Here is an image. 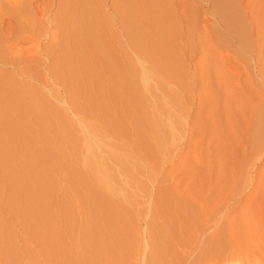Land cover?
<instances>
[{
  "label": "rangeland",
  "instance_id": "1",
  "mask_svg": "<svg viewBox=\"0 0 264 264\" xmlns=\"http://www.w3.org/2000/svg\"><path fill=\"white\" fill-rule=\"evenodd\" d=\"M32 1L22 0L24 6L22 4L23 12L20 20L16 17L17 21L11 20V23L5 26L6 28L4 26L0 28V38H2L0 41V84H3V86L0 85V106L2 107H0V129L3 131L0 130V264H56L55 259L52 260V258L57 257L56 252L60 248L56 245L59 235L57 229L54 231L56 233H52L51 229L57 223L61 224V221L66 222V227L72 225L71 228L68 227V233L72 238L70 240H75L72 244L75 243L73 247L76 256L71 259L72 256L63 255V258L60 257V264H65L64 258L66 264H71V262L72 264L73 262L74 264L85 262L86 264H91V262L100 264L99 262L104 259L103 264L106 262L107 264H264V0H173V4H180L177 6L178 9L175 8V4L168 3L171 0L168 2L165 0L169 5L175 6L173 9L170 8L172 11L164 0H159L162 3L165 2L164 5L167 6H163V9L165 7L163 11L158 9L161 6L157 5L156 11H153L156 12V17L151 14L153 12L149 11L150 16L149 12L136 7L139 5L131 3L136 1L128 0V4L127 0H119V8L124 9L131 5L129 10H138L136 12L131 10L132 13L123 11L124 17H122V13L115 14L110 9L111 4L109 6V3L111 2L109 1L111 0H100L103 3V14L109 15L112 12L107 16L108 24H110L106 26L104 24L103 31L107 32L110 28L115 31L116 34H113L117 39L114 40L119 42V46L113 45L114 40L111 39L114 36L110 37V35H107L106 40L103 39L108 41L104 44L109 47L105 48L106 46L102 44L103 47L99 45L101 47L99 49L97 46L95 50L99 49V56H104L101 57L103 63L106 61L105 66L104 64L102 66V63L100 68L97 66L98 71L93 66L94 64L99 65L97 63L99 56L98 53L95 54L96 51L90 54L87 48L84 50L82 47H77L76 51V47L73 46V49L67 52L58 47L59 51H56V48L50 55L46 42L48 43L50 30L54 28L51 29L52 26L49 24L48 26L47 22L44 26L37 20V6L42 0ZM57 1L55 0L49 7L56 16L59 14H56L60 9L58 6L62 4L58 3L63 2L58 1L57 3ZM147 1L149 0L145 2ZM156 1L149 2L155 4ZM114 2L118 4V0ZM54 14L48 13L49 17L51 15L54 17ZM177 14L180 15L177 16ZM116 15L125 20L118 21L120 17ZM163 15L170 20H160V17L163 19ZM56 16L55 18L58 19ZM142 16H147V20ZM174 17L178 18L175 22ZM156 19L157 22H162L160 24L163 28L154 21ZM190 19L193 23L195 22V25L190 24ZM170 21L175 24L171 22L172 25H170ZM148 24L150 27L153 24L154 27L149 28ZM132 25L134 28H131ZM202 29L208 33L206 34L205 31H203L205 35L199 33ZM39 31H42V34ZM93 38L96 42V36ZM99 38L102 42V38ZM206 38L209 39L206 40ZM128 39L135 45L130 44ZM4 40L7 42L5 43ZM206 41L210 43L209 46ZM35 42L38 47L34 44ZM129 44L133 46L130 47ZM35 47L39 50L34 49ZM40 47L44 48V52ZM33 50L40 52L43 58L48 57L50 61L47 62L45 59L46 64L40 63L42 58L38 57L39 54H35ZM86 50L89 55L85 53V56H90L89 59L93 57L90 59L91 62L86 60L87 56L83 57ZM45 51L48 52L45 53ZM123 52L129 56L128 59L121 57ZM31 55H34L36 59L34 60ZM36 55L40 59L38 60L40 65L37 63ZM69 55H72V58ZM52 56L55 57V62ZM75 57H78L80 62L86 61L82 63L87 66H82L83 64L75 61ZM93 61H95L94 64ZM100 71H104L105 74L109 71L110 78ZM99 72L106 78L99 79ZM63 77L65 81L61 82ZM66 92L69 94L71 92V94ZM9 94L14 96L13 99L9 97ZM17 98L19 101H16ZM75 154L80 158H77ZM82 169L86 171L83 172ZM90 175H93V179ZM94 179H96V187L102 185L104 190L106 188L107 196L113 197L117 204L107 199L104 200L108 201L110 206L117 205L116 207L122 213L118 209L117 214L111 211L107 202L104 203L101 200L103 196L99 195V190L97 191L94 185L90 188V182ZM60 182H63L62 185ZM78 184L89 192L85 193L91 199L93 198L92 201L90 199V210L87 211L90 221L92 218L89 212L95 213L93 208L99 206V203L103 208L108 207L104 208V212L110 210L109 212L115 213L112 215L109 212V215L107 212L104 213L107 218L105 215L106 219L102 218L106 225L107 219L109 223L112 217L113 222L116 216L119 218L120 223L116 221L117 218L114 227L110 221L109 229L103 223L100 225L103 226V233L105 229L104 234L105 236L107 234L109 239L103 238V241L99 239L97 244L100 243L97 245L92 242L94 238L88 237L87 241L90 242L93 239L91 242L97 248L103 242L101 246L103 248H99L104 254L100 252L101 250H96L94 244L96 249L93 248L92 243H90L91 247L96 252L93 249L89 250L85 240L87 239L86 233L82 232L84 224L80 218L87 215L85 212L88 205L85 206V211L81 205H78L81 210L76 207L75 211L72 205L70 206L74 201L77 202L73 198L79 192L76 191ZM60 185L62 187H59ZM33 198L35 201L32 200ZM94 200L103 203L96 201V205ZM119 206L122 207H120L121 210ZM116 207H111V209L116 210ZM77 210L78 214L75 213ZM82 210L86 215H82ZM57 211H59L58 214ZM80 211L81 214L78 217ZM56 214L60 216L57 217ZM61 214L62 216L67 214L65 219L63 217L66 221L61 219ZM85 218L88 219L87 216ZM42 222L45 228L41 227ZM115 225L121 228V232ZM44 229L51 233L47 235L48 238ZM40 231L47 238H44L47 243L40 237L42 236ZM106 232H111L112 235L113 232L118 234L120 232L122 235L119 234L120 236L117 237L118 234H114L115 238L114 235L111 237L112 235ZM122 237L125 241L121 239ZM113 239L118 241L117 245L115 244L117 241ZM105 241L112 246L115 242L116 247H113L116 252H114L117 253V248L119 250L117 255L112 254L113 251L111 254L119 262L106 261L110 259L105 254V252L108 254L107 247H110V251L112 249L111 245L107 246ZM118 245L120 248L117 247ZM87 250L90 253L93 252L90 254ZM85 256L88 260L84 258ZM100 256L105 258H100Z\"/></svg>",
  "mask_w": 264,
  "mask_h": 264
},
{
  "label": "bare ground",
  "instance_id": "2",
  "mask_svg": "<svg viewBox=\"0 0 264 264\" xmlns=\"http://www.w3.org/2000/svg\"><path fill=\"white\" fill-rule=\"evenodd\" d=\"M25 1H27V0H25ZM32 0H30V2H31ZM33 1H37V0H33ZM32 1V2H33ZM41 1V0H40ZM55 0H42L41 1V3H40V5H38L37 6V9H38V14H36L37 16V20L38 21H40V24H44V26H46V22H47V25L49 24V25H51L52 27H51V29L52 28H54L53 30H50V32H49V35H48V43L46 42V47L49 49L48 51H49V53H51L52 51H55L54 49H56V51H59V48L58 47H60V49H62V50H67V52H68V50H71V49H73V46H74V48L76 49V51H77V47H82L84 50H85V48H87L88 49V51H89V53L91 52L92 53V51H93V53L96 51L95 49L97 48V46H101L102 44H106L108 41H104L103 39L105 38V40L107 39L106 37H107V35H110V37L112 36H114V38L113 39H111V40H114V39H117V38H115V31H112V29L110 28V30H108L107 32H104L103 30H104V28H105V26H106V24L107 25H109L108 24V21H107V19H108V17L107 16H109L107 13H104L103 14V8H102V4L103 3H101V1L100 0H58V1H63V2H59L58 3V1H57V3L58 4H60V3H62V4H60V6H58V9H59V7H60V9H59V11L58 12H56V14L57 13H59V14H57V16L54 14L55 12H53L52 13V11H51V9L49 8V7H51L52 5H53V2H54ZM115 0H111V1H109V2H111V3H109V6H110V4H111V7H110V9L115 13V14H121L123 11L126 13H129V12H131V10L132 9H130L129 10V8L130 7H132L131 5L130 6H126L127 8H119L118 6H119V0H118V4H116L117 3V1H116V3L114 2ZM122 1V0H121ZM120 1V4L122 3ZM132 1H136V2H131V3H133L134 5L136 4V5H139V6H136V7H140L141 8V10H143V11H146V12H153V11H156V7H157V5H158V7L159 6H161V7H159L158 9H162L163 11H164V9H165V7L167 6V5H169L168 3H172V1L173 0H171V1H169V0H164L166 3H167V5H164V3L165 2H163L162 3V1L160 2L159 0H157L156 1V6H154L155 4H154V2L151 4L149 1H152V0H149V1H147V3L145 2H143V0H132ZM124 2V1H123ZM126 2H128V0L126 1ZM150 4H149V3ZM24 2H22V0H0V28H2L3 26L5 27V26H7V25H9L10 23H11V20H14V21H17V20H15L16 19V17H18V19L20 20V16H22V12H23V7H22V4H23ZM38 3V2H37ZM159 3H160V5H159ZM179 3V2H178ZM56 4V3H55ZM107 4V3H106ZM123 4V3H122ZM121 4V5H122ZM125 4H127V3H125ZM124 4V5H125ZM128 4H129V2H128ZM132 4V5H133ZM173 4V3H172ZM175 5H176V3H174ZM173 4V5H174ZM27 5V4H26ZM31 5V4H30ZM41 5H43L42 7H41ZM105 5V4H104ZM120 5V6H121ZM123 5V6H124ZM180 5V4H179ZM178 4L176 5V7L175 6H171V5H169L170 7H169V9L172 7V9H173V7H175L176 9H178L177 8V6H179ZM244 5V4H243ZM23 6H24V4H23ZM40 6V7H39ZM44 6H47L46 8L44 7ZM163 6H165L164 7V9H163ZM26 7V6H25ZM29 7V6H28ZM33 7V6H32ZM35 7V6H34ZM54 7H55V5H54ZM133 7H135V6H133ZM144 8V9H143ZM174 8V9H175ZM194 8V7H193ZM127 9V10H126ZM172 9H170L171 11H172ZM175 9V10H176ZM30 10V9H29ZM32 10V9H31ZM166 10H168L167 8H166ZM24 11H25V9H24ZM56 11V10H55ZM134 10H132V12H133ZM136 11H138V10H136ZM136 11H134V12H136ZM161 11V10H160ZM28 12V11H27ZM34 12H35V10H34ZM36 12H37V10H36ZM49 12H51V14H54V17H52V15H51V17H49V15H48V13ZM110 12V11H109ZM108 12V13H109ZM131 12V13H132ZM150 12H149V15L151 16V14H153V15H155V13L153 12V13H151L150 14ZM170 12V11H169ZM178 12V11H177ZM195 12V11H194ZM33 13V12H32ZM160 13V12H159ZM165 13H167V12H165ZM174 13V12H173ZM178 13H180V12H178ZM31 14V13H30ZM119 14V15H120ZM124 13H122L121 15H123ZM170 14V13H169ZM168 14V15H169ZM190 14V13H189ZM28 15V14H27ZM128 15V14H127ZM140 15H142V14H140ZM147 15V14H146ZM167 15V16H168ZM175 15V14H174ZM180 15V14H179ZM178 14H177V16H179ZM181 15H182V13H181ZM229 15V14H228ZM55 16L56 17H58V19L57 18H55ZM113 16V15H112ZM118 18L120 17V19L118 20V21H121L122 22V20H125V19H121V16H118V15H116ZM125 16H126V14H125ZM129 16H130V14H129ZM160 16V15H159ZM170 16V15H169ZM171 16H172V14H171ZM176 16V15H175ZM227 16V15H226ZM27 17V16H26ZM26 17H25V19H26ZM29 17V16H28ZM122 17H124V15L122 16ZM131 17H133V16H131ZM147 17V16H146ZM145 16H142V18H145L146 20H147V18H146ZM155 17H156V15H155ZM193 17V16H192ZM55 18V19H54ZM102 18V19H101ZM135 18H136V16H135ZM134 18V19H135ZM154 18V17H153ZM190 18H191V16H190ZM195 18V17H194ZM57 19V20H56ZM109 19H110V17H109ZM130 19V18H129ZM128 19V20H129ZM160 20H164V21H167V20H170V18H167L166 16H164L163 15V19L160 17L159 18ZM171 19L173 20V17H171ZM176 19H178L177 17L175 18L174 17V22L176 21ZM228 19V18H227ZM30 20V19H29ZM32 20V19H31ZM56 20V21H55ZM143 20V19H142ZM145 20V21H146ZM191 20V19H190ZM126 21H127V19H126ZM134 21H136V20H134ZM155 22H157V19L156 20H154ZM159 21V20H158ZM195 21V20H194ZM21 22V21H20ZM27 22H29V21H27ZM129 23H130V21H128ZM148 22V21H147ZM153 22V21H152ZM172 21H170V23H171ZM174 22H172L173 24H175ZM180 22V21H179ZM191 22V23H190ZM189 23L190 24H194L193 22H192V20L190 21ZM16 24H17V22H15ZM19 23V22H18ZM26 23V22H25ZM30 23V22H29ZM28 23V24H29ZM119 23V22H118ZM117 23V24H118ZM135 24L136 23H139V22H134ZM145 23V22H144ZM148 23H151V22H148ZM154 23V22H153ZM157 23H162V22H157ZM167 23V22H166ZM172 23L170 24V25H172ZM178 23V22H177ZM187 23H188V21H187ZM21 24V23H20ZM27 24V25H28ZM105 24V26L103 27V25ZM124 23H122V25H123ZM135 24H133V25H135ZM141 24H143V23H141ZM154 24H156V23H154ZM189 24V25H190ZM34 25V24H33ZM36 25V24H35ZM48 25V26H49ZM121 25V26H122ZM133 25H132V27L131 28H134L133 27ZM153 25V24H152ZM151 25V27L153 28L154 27V25L152 26ZM156 25H158V24H156ZM160 25H162V24H160ZM159 25V26H160ZM166 25V24H165ZM165 25H164V27H165ZM167 25H169V23L167 24ZM195 25V24H194ZM11 26V25H10ZM28 26H30V25H28ZM41 26H43V25H41ZM43 26V27H44ZM128 26V25H127ZM159 26H156V27H159ZM38 27V26H37ZM101 27H103L102 28V31L100 30L101 29ZM109 27H111V26H109ZM136 27H137V25H136ZM148 27L149 28H151L150 27V25L148 24ZM178 27V26H177ZM6 28V27H5ZM36 28V27H35ZM40 28V27H39ZM38 28V29H39ZM108 28V27H107ZM113 28V27H112ZM128 28V27H127ZM129 28H130V26H129ZM147 28V27H146ZM148 28V29H149ZM160 28H161V26H160ZM162 28H163V25H162ZM168 28V27H167ZM166 28V29H167ZM31 30H32V28H30ZM29 29V30H30ZM42 29V28H41ZM140 29V28H139ZM144 29V28H143ZM230 29V28H229ZM2 30V29H1ZM37 30V29H36ZM99 30L101 31V32H99ZM114 30V29H113ZM131 30V29H130ZM152 30V29H151ZM172 30V29H171ZM177 30V29H176ZM179 30H180V28H179ZM2 31H4V30H2ZM33 31V30H32ZM99 32L98 34H96V33H94V32ZM154 31H156V30H154ZM160 31V30H159ZM170 31V30H169ZM203 31H205V33H206V30H204V29H202V32L200 31L199 33H203L204 35H205V33L203 32ZM208 31V30H207ZM1 32V31H0ZM6 32V31H5ZM12 32V31H11ZM27 32V31H26ZM35 32V31H34ZM40 32V31H39ZM39 32H37V33H39ZM42 32V31H41ZM40 32V33H41ZM120 32V31H119ZM129 32V31H128ZM132 32V31H131ZM147 32V31H146ZM162 32V31H161ZM191 32V31H190ZM3 33V32H2ZM101 33V34H100ZM113 33H115V34H113ZM126 33V32H125ZM142 33V32H141ZM192 33V32H191ZM208 33V32H207ZM206 33V34H207ZM222 33V32H221ZM224 33H227V32H224ZM6 34V33H5ZM10 34V33H9ZM42 34V33H41ZM96 34V35H95ZM157 34V33H156ZM166 34H168V33H166ZM171 34V33H170ZM177 34V33H176ZM202 34V35H203ZM230 34V33H229ZM38 35V34H37ZM135 35V34H134ZM154 35V34H153ZM158 35V34H157ZM190 35V34H189ZM197 35V34H196ZM199 35V34H198ZM3 36H5L4 34H3ZM59 36H60V38H59ZM93 36H96V39H97V41L95 42V40H94V38H93ZM125 36H126V34H125ZM128 36V35H127ZM2 37V36H1ZM47 37V36H46ZM99 37H101L102 38V42H100L101 41V39L99 38ZM171 37V36H170ZM179 37V36H178ZM122 38V37H121ZM126 38H128V37H126ZM129 38H130V36H129ZM1 39L2 38H0V41H1ZM135 39V38H134ZM176 39V38H175ZM205 39V38H204ZM209 39V38H208ZM207 38H206V40H208ZM111 40L109 41V42H111ZM174 40V39H173ZM3 41V40H2ZM5 41V40H4ZM46 41H47V39H46ZM121 41V40H120ZM127 41H129V39L127 40ZM7 41H5V43H6ZM134 42H135V40H134ZM141 42V41H140ZM204 42H205V40H204ZM121 43V42H120ZM129 43H130V41H129ZM206 43H207V41H206ZM205 43V44H206ZM2 44V43H1ZM37 47H38V45H37V43L35 42L34 43ZM39 44V43H38ZM104 44V45H105ZM110 45H111V43H109ZM118 45L119 46V42L118 41H116V40H114L113 41V45ZM130 44H133V45H135L134 43H133V41H131V43ZM129 44V45H130ZM166 44V43H165ZM173 44V43H172ZM204 44V43H203ZM202 44V45H203ZM208 44V43H207ZM206 44V45H207ZM210 44V43H209ZM209 44H208V46H209ZM3 45V44H2ZM34 45V46H35ZM116 45V46H117ZM121 45V44H120ZM132 45V46H133ZM163 45V44H162ZM206 45H204V46H206ZM1 46V45H0ZM42 46H44V45H42ZM98 47L99 49L101 48V47H103V45L101 46V47ZM106 47L105 48H107V47H109V46H107V45H105ZM125 46V45H124ZM131 45H130V47H132ZM37 47H35L34 49H36L37 50ZM139 47V46H138ZM203 47V46H202ZM41 48V47H40ZM44 48H45V46H44ZM44 48H41L42 49V51L44 50ZM46 48V49H47ZM81 48V49H82ZM120 48V47H119ZM126 48V47H125ZM136 48V47H135ZM182 48H184V47H182ZM40 49V50H41ZM79 49V48H78ZM80 49V50H81ZM99 49H98V51H99ZM133 49H134V47H133ZM33 50V52L35 53V54H39L40 52H38L37 53V51L39 50ZM102 50V49H101ZM132 50V49H131ZM135 50V49H134ZM48 51H45V53L46 52H48ZM82 51V50H81ZM87 51V50H86ZM88 51L87 52H84L83 54H84V56L83 57H86L85 56V53H88ZM98 51H96L95 52V54H97L98 53ZM110 51V50H109ZM144 51V50H143ZM152 51V50H151ZM44 52V51H43ZM43 52H42V54H43ZM71 52V51H70ZM101 52V51H100ZM105 52V51H104ZM103 52V53H104ZM159 52V51H158ZM56 53V52H55ZM89 53H88V55H89ZM90 53V54H91ZM149 53V52H148ZM154 53V52H153ZM34 54V55H35ZM94 54V55H95ZM157 54V53H156ZM33 55V56H34ZM45 55V54H44ZM47 55H48V53H47ZM50 55H52V53L50 54ZM78 55V54H77ZM93 55V54H92ZM100 55V53H98V56ZM106 55V54H105ZM139 55V54H138ZM18 56V55H17ZM32 56V55H31ZM32 56V58L35 60L36 58H34ZM40 56V54L38 55V57ZM72 56V55H71ZM70 55H69V57L70 58H72ZM96 56V55H95ZM97 56V57H98ZM103 55H101V57H102ZM21 57V56H20ZM19 57V58H20ZM36 57H37V55H36ZM38 57H37V63H39L38 62V60H40V59H38ZM41 57V56H40ZM45 58H43V57H41L42 59H41V61H40V63H45V59L47 60V62H48V60L49 59H47L48 57H46V56H44ZM50 57V56H49ZM54 56H52V60L55 62V57L53 58ZM69 57H68V59H69ZM78 57H79V55H78ZM78 57L76 58L75 57V61H78L79 63H81V65L83 64L82 62H86V61H82V62H80L79 60H78ZM83 57H82V60H84L83 59ZM88 57V56H87ZM90 57V56H89ZM89 57L86 59V60H89L90 62H91V60L90 59H93V57L92 58H90L89 59ZM96 57V58H97ZM100 56H99V58H98V61H97V63L99 64V65H95L94 64V62L95 61H93V64H91V66L93 65L94 67H96L97 68V71L99 70L98 69V67L100 68L101 66V63H102V66H103V64H104V66H105V62L103 63V58H101ZM104 57V56H103ZM114 57V56H113ZM116 57V56H115ZM122 58H124L125 60L126 59H128L129 58V56L125 53V52H123L122 53V56H121ZM133 57V56H132ZM165 57V56H164ZM28 58H29V56H28ZM31 58V57H30ZM31 58V59H32ZM145 58V57H144ZM163 58V57H162ZM21 59V58H20ZM25 59V58H24ZM24 59H23V61H24ZM31 59H30V61H31ZM32 59V60H33ZM50 59H51V57H50ZM108 59V58H107ZM110 59V58H109ZM115 59V58H114ZM117 59V58H116ZM167 59H169L168 57H167ZM176 59V58H175ZM2 60V59H1ZM13 60V59H12ZM26 60V59H25ZM62 60H63V58H62ZM61 60V61H62ZM105 60V59H104ZM130 60V59H129ZM205 60V59H204ZM6 61V60H5ZM50 61V60H49ZM67 61V60H66ZM74 61V60H73ZM111 61V60H110ZM115 61H117V60H115ZM131 61V60H130ZM153 61V60H152ZM168 61V60H167ZM9 62V61H8ZM32 62V61H31ZM34 62V61H33ZM108 62V61H107ZM122 62V61H121ZM172 62H174V61H172ZM40 63H39V65H40ZM56 63H57V60H56ZM78 63V64H79ZM96 63V64H97ZM109 63V62H108ZM123 63V62H122ZM127 63V62H126ZM154 63V62H153ZM159 63V62H158ZM46 64V63H45ZM52 64H53V62H52ZM64 64V63H63ZM77 64V65H78ZM125 64V63H124ZM128 64V63H127ZM169 64V63H168ZM37 65V64H36ZM44 65V64H43ZM61 65V64H60ZM76 65V64H75ZM80 65V66H81ZM109 65H110V63H109ZM112 65V64H111ZM116 65H117V63H116ZM45 66V65H44ZM79 66V65H78ZM82 66H87V65H85V64H83ZM90 66V65H89ZM98 66V67H97ZM120 66H122V65H120ZM128 66V65H127ZM171 66V65H170ZM46 67V66H45ZM48 67V66H47ZM53 67V66H52ZM57 67V66H56ZM109 67V66H108ZM111 67V66H110ZM114 67V66H113ZM59 68V67H58ZM74 68H75V66H74ZM82 68V67H81ZM85 68V67H84ZM104 68V67H103ZM103 68H101V69H103ZM121 68V67H120ZM129 68V67H128ZM161 69V68H160ZM167 69V68H166ZM87 70V69H86ZM107 70V66H106V69H105V71ZM132 70V69H131ZM139 70V69H138ZM158 70V69H157ZM164 70V69H163ZM169 70V69H168ZM51 71H52V69H51ZM50 71V72H51ZM54 71V70H53ZM102 71V70H101ZM100 71V72H101ZM123 71H124V69H123ZM130 71V70H129ZM135 71V70H134ZM176 71V70H175ZM48 72H49V70H48ZM72 72V74H73V71H71ZM87 72V71H86ZM99 72V73H100ZM104 72V71H103ZM103 72H101V73H103ZM109 71H107L106 72V74H105V72L103 73V74H105L106 76L108 75V77H109V73H108ZM186 72V71H185ZM12 73V72H11ZM75 73V72H74ZM91 73H92V71H91ZM98 73V74H99ZM101 73H100V75H98L99 76V79L101 78V77H104V75L102 76L101 75ZM108 73V74H107ZM119 73H121V72H119ZM161 73H162V71H161ZM166 73V72H165ZM184 73V72H183ZM8 74V73H7ZM51 74V73H50ZM55 74V73H54ZM62 74V73H61ZM77 74H78V72H77ZM83 74V73H82ZM118 74V73H117ZM127 74V73H126ZM158 74V73H157ZM174 74V73H173ZM12 75V74H11ZM57 75V74H56ZM81 75V74H80ZM132 75V74H131ZM166 75V74H165ZM61 76V75H60ZM74 76V75H73ZM94 76V75H93ZM106 76L104 77V79L106 78ZM136 76V75H135ZM183 76H185V75H183ZM1 77V76H0ZM88 77V76H87ZM115 77H117V76H115ZM115 77H114V79H115ZM122 77V76H121ZM123 77H124V74H123ZM128 77V76H127ZM150 77V76H149ZM167 77V76H166ZM3 78V77H2ZM5 78V77H4ZM7 78H8V76H7ZM64 78L65 77H63L62 79H61V82H62V80H64ZM110 78V77H109ZM112 78V77H111ZM118 78V77H117ZM116 78V79H117ZM129 78V77H128ZM185 78H186V76H185ZM15 79V78H14ZM73 79V78H72ZM125 79V78H124ZM171 79V78H170ZM40 80V79H39ZM44 80V79H43ZM59 80V79H58ZM69 80V79H68ZM67 80V81H68ZM97 80V79H96ZM103 80V79H102ZM121 80V79H120ZM134 80V79H133ZM10 81V80H9ZM16 81V80H15ZM65 81V80H64ZM99 81V80H98ZM111 81V80H110ZM131 81V80H130ZM148 81V80H147ZM180 81H181V79H180ZM184 81V80H183ZM4 82V81H3ZM18 82V81H17ZM74 82V81H73ZM82 82V81H81ZM96 82V81H95ZM116 82V81H115ZM114 82V83H115ZM134 82V81H133ZM6 83V82H5ZM78 83V82H77ZM98 83V82H97ZM105 83V82H104ZM130 83V82H129ZM65 84V83H64ZM70 84V83H69ZM100 84H101V82H100ZM110 84V83H109ZM127 84H128V82H127ZM1 85V84H0ZM63 85V84H62ZM78 85V84H77ZM84 86H85V84H83ZM98 85V84H97ZM126 85V84H125ZM1 86H3V84L1 85ZM8 86V85H7ZM14 86V85H13ZM20 86V85H19ZM75 86V85H74ZM184 86V85H183ZM16 87H18V86H16ZM121 87H122V85H121ZM125 87V86H124ZM4 88V87H3ZM22 88V87H21ZM103 88V87H102ZM92 89V88H91ZM116 89V88H115ZM137 89V88H136ZM181 89V88H180ZM4 90V89H3ZM76 90H77V88H76ZM14 91V90H13ZM80 91V90H79ZM117 91V90H116ZM40 92V91H39ZM112 92V91H111ZM38 93V92H37ZM67 94H69V92H66ZM76 93H77V91H76ZM92 93H94V92H92ZM3 94V93H2ZM33 94H34V92H33ZM70 94H71V92H70ZM69 94V95H70ZM73 94V93H72ZM101 94V93H100ZM111 94V93H110ZM121 94V93H120ZM12 95H14V94H12ZM22 95V94H21ZM68 95V96H69ZM17 96V95H16ZM83 96V95H82ZM93 96V95H92ZM91 96V97H92ZM136 96H137V94H136ZM9 97H12V96H10V94H9ZM14 97V96H13ZM13 97H12V99H13ZM23 97V96H22ZM26 97V96H25ZM24 97V98H25ZM33 98V97H32ZM129 98V97H128ZM131 98V97H130ZM8 99V98H7ZM92 99V98H91ZM117 99V98H116ZM5 100V99H4ZM29 100V99H28ZM51 100V99H50ZM49 100V101H50ZM79 100V99H78ZM11 101V100H10ZM9 101V102H10ZM16 101H19V98H17L16 99ZM52 101V100H51ZM70 101V100H69ZM127 101V100H126ZM132 101V100H131ZM134 101V100H133ZM13 102V101H12ZM22 102H24V101H22ZM27 102V101H26ZM59 102V101H58ZM72 102V101H71ZM106 102V101H105ZM118 102V101H117ZM25 103V102H24ZM30 103V102H29ZM64 103V102H63ZM101 103V102H100ZM146 103V102H145ZM54 103H52V105H53ZM72 104V103H71ZM144 104V103H143ZM9 105V104H8ZM24 105V104H23ZM73 105H75V104H73ZM79 105H81L80 103H79ZM10 106V105H9ZM33 106V105H32ZM31 106V107H32ZM55 106V105H54ZM58 106V105H57ZM63 106V105H62ZM76 106V105H75ZM132 106V105H131ZM134 106V105H133ZM145 106H147V105H145ZM1 107V106H0ZM87 107V106H86ZM110 107V106H109ZM125 107V106H124ZM2 108V107H1ZM9 108H11V107H9ZM25 108H27V107H25ZM36 108V107H35ZM56 108V107H55ZM59 108V107H58ZM74 108V107H73ZM137 108V107H136ZM57 109V108H56ZM75 109V108H74ZM121 109V108H120ZM18 110V109H17ZM27 110V109H26ZM45 110H47V109H45ZM62 110V109H61ZM79 110V109H78ZM92 110V109H91ZM145 110V109H144ZM5 111V110H4ZM11 111V110H10ZM94 111V110H93ZM135 111V110H134ZM139 111V110H138ZM33 112V111H32ZM42 112V111H41ZM74 112V111H73ZM99 112V111H98ZM104 112V111H103ZM128 112V111H127ZM34 113V112H33ZM48 113V112H47ZM60 113V112H59ZM82 113V112H81ZM130 113V112H129ZM135 113V112H134ZM141 113V112H140ZM144 113V112H143ZM146 113H147V111H146ZM146 113H144V114H146ZM4 114V113H3ZM49 114H51V113H49ZM95 114V113H94ZM142 114V113H141ZM149 114V113H148ZM10 115V114H9ZM12 115V114H11ZM15 115V114H14ZM21 115V114H20ZM54 115V114H53ZM52 115V116H53ZM63 115V114H62ZM21 116H23V115H21ZM56 116V115H55ZM105 116V115H104ZM129 116V115H128ZM135 116H137V115H135ZM144 116V115H143ZM24 117V116H23ZM26 117V116H25ZM63 117V116H62ZM88 117V116H87ZM96 117V116H95ZM98 117V116H97ZM149 117V116H148ZM12 118V117H11ZM21 118V117H20ZM33 118V117H32ZM150 118V117H149ZM149 118H147V119H149ZM13 119V118H12ZM46 119V118H45ZM53 119V118H52ZM126 119V118H125ZM136 119H138V118H136ZM140 119V118H139ZM8 120V119H7ZM23 120V119H22ZM60 120V119H59ZM135 120V119H134ZM16 121V120H15ZM52 120H50V122H51ZM61 121V120H60ZM65 121H67V120H65ZM148 121V120H147ZM5 122V121H4ZM14 122V121H13ZM32 122V121H31ZM54 122V121H53ZM105 122V121H104ZM109 122V121H108ZM118 122V121H117ZM123 122V121H122ZM141 122V121H140ZM149 122H150V120H149ZM33 123V122H32ZM36 123V122H35ZM55 123V122H54ZM59 123V122H58ZM125 123V122H124ZM152 122H150V124H151ZM5 124H6V122H5ZM62 124V123H61ZM107 124V123H106ZM111 123H109V125H110ZM115 124V123H114ZM148 124V123H147ZM1 125V124H0ZM3 125V124H2ZM7 125V124H6ZM15 125V124H14ZM28 125V124H27ZM30 125V124H29ZM74 125V124H73ZM145 125V124H144ZM143 125V126H144ZM5 126V125H4ZM10 126V125H9ZM8 126V127H9ZM66 126V125H65ZM76 126V125H75ZM74 126V127H75ZM140 126V125H139ZM69 127V126H68ZM146 127H147V125H146ZM2 128V127H1ZM34 128V127H33ZM76 128V127H75ZM9 129V128H8ZM51 129V128H50ZM58 129V128H57ZM67 129V128H66ZM91 129V128H90ZM102 129V128H101ZM107 129V128H106ZM147 129H149V128H147ZM1 130V129H0ZM34 130V129H33ZM47 130V129H46ZM98 130V129H97ZM119 130V129H118ZM144 130V129H143ZM14 131V130H13ZM38 131V130H37ZM1 132H3L2 130H1ZM10 132H12L11 130H10ZM52 132V131H51ZM65 132V131H64ZM63 132V133H64ZM68 132H70V131H68ZM67 132V133H68ZM105 132V131H104ZM5 133V132H4ZM115 133V132H114ZM133 133V132H132ZM8 134H10V133H8ZM58 134H60V133H58ZM71 134V133H70ZM77 134V133H76ZM107 134V133H106ZM141 134V133H140ZM19 135V134H18ZM25 135V134H24ZM42 135V134H41ZM54 135V134H53ZM118 135V134H117ZM162 135V134H161ZM13 136V135H12ZM39 136V135H38ZM80 136V135H79ZM41 137V136H40ZM46 137V136H45ZM49 137V136H48ZM12 138V137H11ZM14 138H15V136H14ZM35 138V137H34ZM59 138V137H58ZM63 138V137H62ZM22 139H24V138H22ZM28 139H29V137H28ZM32 139V138H31ZM36 139V138H35ZM43 139V138H42ZM45 139H47V137L45 138ZM18 140V139H17ZM33 140V139H32ZM31 140V141H32ZM48 140V139H47ZM50 140V139H49ZM65 140V142H66V139H64ZM72 140V139H71ZM74 140V139H73ZM5 141V140H4ZM46 141V140H45ZM55 141V140H54ZM58 141V140H57ZM98 141V140H97ZM147 141V140H146ZM14 142V141H13ZM47 142V141H46ZM72 142V141H71ZM70 142V143H71ZM76 142V141H75ZM89 142V141H88ZM16 143H18L17 141H16ZM20 143H21V141H20ZM32 143V142H31ZM55 143V142H54ZM53 143V144H54ZM22 144H24V143H22ZM57 144V143H56ZM149 144V143H148ZM16 145V144H15ZM26 145V144H25ZM34 145H36V144H34ZM72 145V144H71ZM74 145V144H73ZM20 146V145H19ZM24 146V145H23ZM44 146V145H43ZM50 146V145H49ZM75 146V145H74ZM82 146H84L83 144H82ZM154 146V145H153ZM5 147V146H4ZM21 147V146H20ZM19 147V148H20ZM38 147V146H37ZM36 147V148H37ZM57 147V146H56ZM70 147V146H69ZM26 148H28V147H26ZM43 148V147H42ZM65 148V147H64ZM140 148V147H139ZM138 148V149H139ZM155 148V147H154ZM22 149V148H21ZM29 149V148H28ZM51 149H52V147H51ZM60 149V148H59ZM136 149V148H135ZM14 149H13V147H12V151H13ZM27 150V149H26ZM37 150H39V147H38V149ZM48 150V149H47ZM91 150V149H90ZM29 151V150H28ZM59 151V150H58ZM61 151V150H60ZM77 151V150H76ZM130 151V150H129ZM6 152H7V150H6ZM20 152V151H19ZM19 152H17V153H19ZM33 152H35V151H33ZM54 152V151H53ZM141 152V151H140ZM145 152V151H144ZM153 152V151H152ZM14 153V152H13ZM15 154V153H14ZM35 154V153H34ZM44 154V153H43ZM66 154V153H65ZM70 154V153H69ZM153 154V153H152ZM48 155V154H47ZM50 155H51V153H50ZM59 155V154H58ZM76 155V154H75ZM143 155V154H142ZM4 156H6L5 154H4ZM3 156V157H4ZM30 156V155H29ZM32 156V155H31ZM69 156V155H68ZM77 156V158L79 157L80 158V156H78V155H76ZM99 156V155H98ZM141 156V155H140ZM56 157H57V155H56ZM56 157H54V159L56 158ZM25 158V157H24ZM41 158V157H40ZM48 158V157H47ZM51 158H53V157H51ZM67 158V157H66ZM70 158V157H69ZM77 158H75V160L77 159ZM6 159V158H5ZM14 159V158H13ZM38 159H39V157H38ZM60 159V158H59ZM119 159V158H118ZM22 160V159H21ZM45 159H43V161H44ZM52 160V159H51ZM56 160H57V158H56ZM55 160V161H56ZM78 160V159H77ZM81 160V159H80ZM16 161H18V160H16ZM28 161V160H27ZM27 161H25V162H27ZM118 161V160H117ZM19 162H20V160H19ZM24 162V161H23ZM22 162V163H23ZM29 162V161H28ZM30 162H32V161H30ZM48 162V161H47ZM75 162V161H74ZM77 162V161H76ZM14 163V162H13ZM36 163V162H35ZM34 163V164H35ZM42 163V162H41ZM44 163V162H43ZM38 164V163H37ZM58 164H59V162H58ZM67 164V163H66ZM72 164V163H71ZM19 165V164H18ZM26 165V164H25ZM56 165V164H55ZM74 165V164H73ZM72 165V166H73ZM76 165V164H75ZM32 166V165H31ZM30 167V166H29ZM34 167V166H33ZM32 167V168H33ZM48 167V166H47ZM57 167H58V165H57ZM62 167V166H61ZM63 167H65V166H63ZM77 167V169L78 170H80L79 168H78V166H76ZM24 168V167H23ZM46 168V167H45ZM73 168H74V166H73ZM1 169V168H0ZM5 169V168H4ZM22 169V168H21ZM25 169V168H24ZM35 169H37V168H35ZM52 169V168H51ZM65 169H66V167H65ZM67 169H69V168H67ZM126 169V168H125ZM56 170V169H55ZM62 170V168H60V171ZM71 170V169H70ZM74 170V169H73ZM22 171V170H21ZM69 171V170H68ZM74 171H76V169L74 170ZM81 171H83V169L81 170ZM80 171V172H81ZM84 171H86V170H84ZM83 171V172H84ZM88 171V170H87ZM98 171V170H97ZM16 172H18V171H16ZM16 172H14V173H16ZM36 172V171H35ZM62 172H63V170H62ZM62 172H61V174H62ZM70 172V171H69ZM21 173V172H20ZM32 173V172H31ZM49 173V172H48ZM58 173V172H57ZM86 173V172H85ZM8 174V173H7ZM47 174V173H46ZM72 174V173H71ZM74 174H75V172H74ZM83 174V173H82ZM81 174V175H82ZM87 174V173H86ZM16 175H17V173H16ZM26 175V174H25ZM43 175V174H42ZM48 175V174H47ZM19 176V175H18ZM23 176V175H22ZM28 175H26V177H27ZM44 176V175H43ZM87 176H89L88 174H87ZM87 176L85 175V178H87ZM91 176V178H92V176L93 175H90ZM47 177V176H46ZM50 177V176H49ZM75 177V176H74ZM77 177V176H76ZM104 177V176H103ZM128 177V176H127ZM28 178V177H27ZM34 178V177H33ZM82 178V177H81ZM89 178V177H88ZM8 179H10V178H8ZM38 179V178H37ZM45 179V178H44ZM83 179H84V177H83ZM90 179V178H89ZM93 179V178H92ZM15 180V179H14ZM40 180V179H39ZM51 180V179H50ZM68 180V179H67ZM95 180L96 179H94L93 181H89L90 182V188H91V186L92 185H94L95 187H96V185H95ZM47 181H49V180H47ZM60 181H61V179H60ZM84 181H85V179H84ZM87 181H88V179H87ZM106 181V180H105ZM38 182V181H37ZM46 182V181H45ZM54 182V181H53ZM64 182V181H63ZM62 182V183H63ZM13 183V182H12ZM40 183V182H39ZM47 183V182H46ZM62 183L60 182V184L62 185ZM99 183V182H98ZM42 184V183H41ZM67 184V183H66ZM65 184V185H66ZM84 184V183H83ZM88 184V183H87ZM6 185H8V183L6 184ZM12 185V184H11ZM18 185V184H17ZM20 185V184H19ZM18 185V186H19ZM38 185V184H37ZM59 186V187H62V186ZM85 185V184H84ZM106 185V184H105ZM104 185V186H105ZM4 186V185H3ZM26 186V185H25ZM48 186V185H47ZM57 186H58V184H57ZM70 186V185H69ZM102 186V185H101ZM96 187V189H97V191H98V193H99V195H102L103 196V198L102 197H100V199L101 200H103L104 201V203L105 202H107V204L109 203V202H112V203H116V200L113 198V197H110V196H107V194H106V188H105V190L102 188V187ZM136 186V185H135ZM10 187V186H9ZM14 187V186H13ZM77 187V188H76ZM75 188H76V191H79L78 193H76L73 197V199L74 200H77V202H73L72 204H70V200H69V204H70V206L71 207H73L72 209H73V211H75V208L77 207V209L78 210H81V208L79 209V206L81 205V207H83V209H84V211H85V206L86 205H88L87 207H86V214H87V211H89L90 210V206H89V202H90V196H88L86 193L88 192V191H86L85 190V188L84 187H82V185H81V187H80V184H78L77 186H76ZM11 188V187H10ZM25 188V187H24ZM67 188V187H66ZM71 188V187H70ZM87 188V187H86ZM92 188H93V186H92ZM61 189V188H60ZM78 189V190H77ZM18 190V189H17ZM23 190V189H22ZM62 190V189H61ZM73 190V189H72ZM112 190V189H111ZM21 191V190H20ZM24 191V190H23ZM96 191V190H95ZM97 191H96V193H97ZM114 191V190H113ZM30 192V191H29ZM58 192V191H57ZM86 192V193H85ZM107 192H108V190H107ZM112 192V191H111ZM55 193V192H54ZM61 193V192H60ZM89 193V192H88ZM44 194V193H43ZM109 194V193H108ZM6 196V195H5ZM8 196V195H7ZM28 196V195H27ZM97 196V195H96ZM59 197H61V196H59ZM66 197V196H65ZM93 197V196H92ZM69 198H71V197H69ZM113 198V199H112ZM27 199V198H26ZM39 199V198H38ZM93 199V198H92ZM92 199H91V201H92ZM94 199H95V197H94ZM104 199H107V200H109V202L108 201H105ZM118 199V198H117ZM123 199V198H122ZM32 200H34V198L32 199ZM98 200V199H97ZM96 200V201H97ZM19 201V200H18ZM28 201V200H27ZM31 201V200H30ZM35 201V200H34ZM39 201V200H38ZM95 201V200H94ZM96 201H95V203H96ZM25 202V201H24ZM49 202H50V200H49ZM80 204H79V203ZM98 203L99 202H101V204L103 203L102 201H97ZM31 203V202H30ZM55 203V202H54ZM58 203V202H57ZM77 204V206H76V204ZM88 203V204H87ZM94 202H92V204H93ZM94 203V204H95ZM106 204V205H107ZM117 204V203H116ZM11 205V204H10ZM28 205H29V203H28ZM34 205H35V203H34ZM73 205H75V206H73ZM79 205V206H78ZM91 205V204H90ZM96 205H97V203H96ZM99 206H95L96 208H93L92 209V207H91V209L93 210V212L95 211V213H93L92 214V211H90L89 212V214L91 215V218H92V221H90V219H89V216H88V214L86 215V214H84V212H83V210H82V215H86L87 217H88V219L87 218H85V217H82V218H80L81 220V222H82V224H84L82 227H84V229H85V231H84V229H83V234H85V236H87V239H85L86 241L88 240V237L90 238H94V240H95V237H96V240L94 241L93 239V241L92 242H95V244H97V241H99V239H101L102 241H103V238H107V239H109L108 237H107V234H106V236H105V229H104V233H103V226H100V225H103V224H105V220H104V215L106 216V214H104V213H108L110 210L111 211H114V212H116L117 211V205L116 206H110L109 204H108V206H109V211H107V210H105V212H104V208H106L107 206L106 205H104V206H106V207H104L103 208V206L102 205H100V203L98 204ZM115 205V204H114ZM120 205V204H119ZM125 205V204H124ZM26 206V205H25ZM38 206V205H37ZM59 206V205H58ZM14 207V206H13ZM12 207V208H13ZM99 207V208H98ZM111 207H116L115 209L116 210H112V209H114V208H112L111 209ZM121 206H119V208H120ZM124 207V206H123ZM34 208H36V207H34ZM43 208V207H42ZM61 208V207H60ZM108 208V207H107ZM122 208V207H121ZM121 208H120V210H121ZM22 209V208H21ZM41 209V208H40ZM48 209H49V207H48ZM54 209V208H53ZM70 209V208H69ZM124 209V208H123ZM156 209V208H155ZM24 210V209H23ZM30 210V209H29ZM43 210V209H42ZM45 210H46V207H45ZM44 210V211H45ZM77 210V212H75V213H77L78 214V211ZM32 211V210H31ZM56 211V210H55ZM118 211H119V209H118ZM126 211V210H125ZM54 212V211H53ZM63 212H65V210L63 211ZM119 212H121V211H119ZM33 213V212H32ZM52 213V212H51ZM57 214L59 213V211H57L56 212ZM62 213V212H61ZM72 213H74V212H72ZM74 213V214H75ZM96 213H98V214H96ZM110 213V215H112V214H115V213H111V212H109ZM109 213H108V215H109ZM122 213V212H121ZM54 214V213H53ZM56 214V216L57 217H59L60 216V214L59 215H57ZM63 214V213H62ZM62 214H61V216H62ZM73 214V215H74ZM80 214H81V211H80V213H79V215H78V217H80ZM116 214H117V212H116ZM161 214V213H160ZM164 214V213H163ZM48 215V214H47ZM51 215V214H50ZM67 214H64V216H62V220L63 221H66V220H64L65 219V216H66ZM69 215V214H68ZM71 215V214H70ZM93 215H94V217H93ZM32 216V215H31ZM38 216V215H37ZM42 216V215H41ZM56 216H54L55 217V219H56ZM15 217V216H14ZM63 217H64V219H63ZM102 217H104V218H102ZM109 217V216H108ZM111 217V216H110ZM109 217V218H110ZM44 218V217H43ZM42 218V219H43ZM51 218V217H50ZM53 218V217H52ZM51 218V219H52ZM106 218H107V216H106ZM105 218V219H106ZM118 217L116 216V218H114L115 220L117 219ZM123 218V217H122ZM36 219V218H35ZM54 219V220H55ZM102 219H103V221H102ZM111 219H113V217L111 218ZM109 220V223H108V219L106 220V223H107V228L109 227L108 225H110V221L113 223L112 224V226L114 227V222H115V220H114V222L112 221V220ZM127 219V218H126ZM5 219H3V221H4ZM28 220V219H27ZM30 220H31V218H30ZM60 220V219H59ZM83 220H84V222H83ZM156 220V219H155ZM6 221V220H5ZM33 221V220H32ZM116 221H118V224L120 223V221H119V218H118V220H116ZM127 221V220H126ZM20 222V221H19ZM39 222V221H38ZM46 222H47V219H46ZM90 222V223H89ZM92 222V223H91ZM128 222V221H127ZM126 222V223H127ZM154 222V221H153ZM1 223V222H0ZM44 222H42L41 223V227L42 228H45V225L43 224ZM66 222H62L61 221V224H56L54 227H53V229H51L53 232L52 233H56V232H54V231H56V229H57V233H58V235H59V238L57 239V241H56V245L57 246H59L58 248V252H56L57 253V255H56V253L54 254V255H56L59 259H60V257L61 258H63L62 256L64 255H66L67 257L69 256V257H71V259L73 258V257H75L76 256V254L74 253V247H73V245H75V243H73L72 244V242L73 241H75L74 239H73V241H71L70 239H72V238H70L69 237V233H68V231H69V228L68 227H70L71 228V226L72 225H68V227H66V224H65ZM68 223V222H67ZM101 223H103V224H101ZM122 223V222H121ZM51 224V223H50ZM74 224V223H73ZM78 224V223H77ZM92 224V225H91ZM116 224H117V222H116ZM34 225V224H33ZM33 225H32V227H33ZM54 225V224H53ZM75 225V224H74ZM126 225V224H125ZM38 226V225H37ZM39 226H40V222H39ZM46 226H47V223H46ZM106 226H105V228H106ZM116 226V228H117V225H115ZM110 227H111V225H110ZM109 227V228H110ZM118 227H119V225H118ZM120 227H122V225H120ZM40 228V227H39ZM38 228V229H39ZM108 228V229H109ZM47 230H48V228H46ZM46 229H44V231H46L45 232V235H46V237H47V235L49 236V233H50V231H49V233L47 232V230ZM50 229V228H49ZM74 229V228H73ZM72 229V230H73ZM119 229V230H118ZM121 228H117V230L118 231H120L121 232V230H120ZM153 229V228H152ZM41 230V229H40ZM128 230V229H127ZM25 231V230H24ZM30 231V230H29ZM107 231V230H106ZM158 231H159V229H158ZM26 232V231H25ZM35 232V231H34ZM79 232V231H78ZM85 232V233H84ZM108 232H109V230H108ZM108 232H106V233H108ZM119 232V234H121ZM123 232V231H122ZM155 232V231H154ZM2 233H3V231H2ZM4 233H5V231H4ZM30 234H31V232H29ZM40 233H41V235H42V233L43 232H41L40 231ZM47 233V234H46ZM114 234H118V233H115V232H113ZM29 234V235H30ZM51 234V233H50ZM81 234V233H80ZM112 235V233L110 232V233H108V235ZM113 234V235H114ZM118 234V236L117 237H119L120 235ZM129 234V233H128ZM161 234V233H160ZM40 235V234H39ZM45 235L43 234L42 236H40V237H42V239H43V241L45 242V243H47L46 241L47 240H45V239H47L46 237H45ZM92 235H94V236H92ZM113 235L111 236V237H113ZM122 235V234H121ZM127 235V234H126ZM130 235V234H129ZM155 235V234H154ZM18 236V235H17ZM35 236V235H34ZM73 236H75V235H73ZM84 236V238H86ZM161 236V235H160ZM164 236V235H163ZM15 237V236H14ZM33 237V236H32ZM37 237V236H36ZM98 237V238H97ZM114 237H115V235H114ZM156 237V236H155ZM30 238V237H29ZM45 238V239H44ZM90 238V239H91ZM116 238V237H115ZM128 238V237H127ZM161 238V237H160ZM41 238H40V240H42ZM107 239H106V241H107ZM118 239V238H117ZM121 239H123V237L121 238ZM131 239V238H130ZM129 239V240H130ZM4 240V239H3ZM17 240V239H16ZM39 240V239H38ZM37 240V241H38ZM81 240V239H80ZM105 240V239H104ZM115 242L117 241V240H115V239H113ZM124 240V239H123ZM33 241V240H32ZM54 241V240H53ZM86 241H83L84 243L86 242ZM89 242V241H87V246L89 247V250H92L93 248H97V246L94 244V243H92V242ZM106 241H105V243H106ZM109 241V240H108ZM110 241H111V238H110ZM125 241V240H124ZM4 242V241H3ZM52 242V241H51ZM80 242H82V241H80ZM79 242V243H80ZM113 242V241H112ZM114 242V243H115ZM36 243V242H35ZM44 243V245L46 246V244ZM53 243V242H52ZM90 243H92V247H91V244ZM100 243V242H99ZM99 243L97 244V245H99ZM114 243H112L113 244V246L116 244H118V241L114 244ZM159 243V242H158ZM158 243H157V245H158ZM95 245V247H94V245ZM102 244H103V242H102ZM102 244L99 246L100 248H103V247H101L102 246ZM107 244V243H106ZM106 244H105V246H106ZM48 245H50L49 244V242H48ZM52 245V244H51ZM54 245V244H53ZM55 245V246H56ZM81 245V244H80ZM79 245V246H80ZM84 246H86L85 244H83ZM82 245V246H83ZM108 245H111V244H107V246ZM128 245V244H127ZM161 245V244H160ZM39 246V245H38ZM41 246H43V245H41ZM104 246V247H105ZM106 246V247H107ZM112 245H111V251H110V247H107V249H109L108 251L107 250H105V251H107L108 252V254H110V255H112L113 253H115L116 252V250H114V247H116V246H114L113 247ZM125 246V245H124ZM2 247V246H1ZM10 247H12V246H10ZM9 247V248H10ZM44 247V246H43ZM91 247V248H90ZM98 247V248H99ZM113 247V248H112ZM117 247H119L120 248V246L118 245ZM128 247H130V246H128ZM159 247V246H158ZM163 247V246H162ZM5 248V247H4ZM17 248H18V246H17ZM40 248V247H39ZM42 248V247H41ZM46 248V247H45ZM57 248V247H56ZM86 248V247H85ZM95 248V249H96ZM96 249V250H101L100 252L101 253H103L104 254V252L102 251V249ZM127 248V247H126ZM54 249V248H53ZM83 249H84V247H83ZM87 249V248H86ZM85 249V250H86ZM106 249V248H105ZM35 250V249H34ZM43 250H44V248H43ZM77 250V249H76ZM104 250V249H103ZM118 248H117V253H118ZM127 250V249H126ZM156 250V249H155ZM10 251V250H9ZM13 251H14V249H13ZM40 251V250H39ZM47 251V250H46ZM80 251V250H79ZM88 251V250H87ZM93 251H95L94 249H93ZM92 251V252H93ZM113 251V252H112ZM115 251V252H114ZM121 251V250H120ZM127 251H129V250H127ZM7 252V251H6ZM37 252V251H36ZM42 253L44 252V251H41ZM89 253H90V251H88ZM91 252V253H92ZM96 252V251H95ZM111 252H112V254H111ZM46 253H48V252H46ZM50 253H52V252H50ZM54 253V252H53ZM52 253V254H53ZM90 253V254H91ZM117 253H115V255H117ZM127 253V252H126ZM129 253V252H128ZM157 253V252H156ZM10 254V253H9ZM30 254V253H29ZM41 254V253H40ZM49 254V253H48ZM62 254V255H61ZM71 254H73V255H71ZM79 254V253H78ZM81 254V253H80ZM85 254V253H84ZM102 254V255H103ZM105 254H106V257L107 258H110L111 259V257L113 256H111V257H108V256H110V255H108L106 252H105ZM7 255V254H6ZM39 255V254H38ZM60 255V256H59ZM86 255V254H85ZM98 255V254H97ZM99 255H101V254H99ZM108 255V256H107ZM42 256V255H41ZM122 256V255H121ZM154 256V255H153ZM11 257V256H10ZM26 257V256H25ZM46 257H47V255H46ZM56 257V258H57ZM101 257H103V258H105L104 256H100V258ZM158 257V256H157ZM50 259H51V257H49ZM56 258H52V260L53 259H55L54 260V262H56V264L58 263V264H60V261H61V259L59 260L58 258L56 259ZM78 258H80V257H78ZM77 258V259H78ZM85 259H87L86 258V256L84 257ZM98 258V257H97ZM106 258V259H107ZM115 258V256H113V258L110 260V259H107L106 261H110V262H113L112 260H116V261H118L117 259H114ZM117 258V257H116ZM124 258V257H123ZM122 258V259H123ZM155 258V257H154ZM43 259V258H42ZM65 259V258H64ZM64 259H63V262H65V264H66V260L64 261ZM81 259V258H80ZM89 259H90V257H89ZM96 259V258H95ZM119 259V258H118ZM6 260V259H5ZM83 260V259H82ZM88 260V259H87ZM127 260V259H126ZM2 261V260H1ZM51 261V260H50ZM81 261V260H80ZM83 261H86V260H83ZM82 261V263H84ZM93 261V260H92ZM100 261V260H99ZM98 261V262H99ZM102 261H105V259L104 260H102ZM102 261H100L99 263L100 264H103L102 263ZM108 261V262H109ZM45 262V261H44ZM47 262V261H46ZM45 262V263H46ZM69 262V261H68ZM76 262H78V261H76ZM87 262H91V261H87ZM94 262H96V261H94ZM119 262V261H118ZM117 262V263H118ZM123 262V261H122ZM121 262V263H122ZM150 262V261H149ZM14 263V262H13ZM16 263V262H15ZM52 263H53V261H52ZM127 263V262H126ZM11 264V263H10ZM69 264V263H68ZM71 264H72V262H71ZM73 264H74V262H73ZM84 264H86V262L84 263ZM91 264H92V262H91ZM106 264H107V262H106ZM110 264V263H109ZM113 264V263H112ZM119 264V263H118Z\"/></svg>",
  "mask_w": 264,
  "mask_h": 264
}]
</instances>
